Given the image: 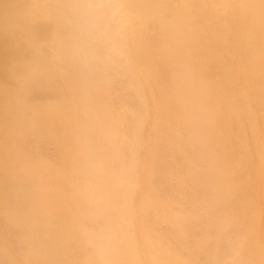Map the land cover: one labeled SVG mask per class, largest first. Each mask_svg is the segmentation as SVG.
I'll list each match as a JSON object with an SVG mask.
<instances>
[{
    "label": "bare ground",
    "instance_id": "1",
    "mask_svg": "<svg viewBox=\"0 0 264 264\" xmlns=\"http://www.w3.org/2000/svg\"><path fill=\"white\" fill-rule=\"evenodd\" d=\"M0 0V264H264V0Z\"/></svg>",
    "mask_w": 264,
    "mask_h": 264
},
{
    "label": "clouds",
    "instance_id": "2",
    "mask_svg": "<svg viewBox=\"0 0 264 264\" xmlns=\"http://www.w3.org/2000/svg\"><path fill=\"white\" fill-rule=\"evenodd\" d=\"M104 11L102 0H85L83 7L78 10L82 28L87 32L96 27Z\"/></svg>",
    "mask_w": 264,
    "mask_h": 264
}]
</instances>
